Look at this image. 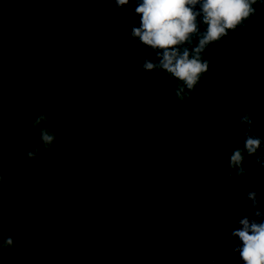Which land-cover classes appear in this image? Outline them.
Returning a JSON list of instances; mask_svg holds the SVG:
<instances>
[{
    "label": "trees",
    "instance_id": "16d2710c",
    "mask_svg": "<svg viewBox=\"0 0 264 264\" xmlns=\"http://www.w3.org/2000/svg\"><path fill=\"white\" fill-rule=\"evenodd\" d=\"M136 7L132 0L120 8L111 0H0V169L23 174L26 167L32 170L44 160L42 168L47 171V163L51 166L59 160L60 187L44 190L45 194L62 192L89 197L99 195L92 192L95 170L99 165L111 169V177L120 178L119 186L126 191L123 198L127 212L114 222L118 239L113 240L111 235L106 238L123 247L119 264H212L206 258L208 244L195 237L193 226H181L174 215L167 188L162 186L163 192L157 195L159 204L142 202V187L152 184L140 177L149 163L150 147L143 143L149 131L143 118L139 123L136 110L125 107L123 97L116 93L123 80L110 73L98 76L83 64L64 61L60 65L48 51H41V45L54 42L61 30L99 32L115 23L126 40L136 44L141 61L158 63L152 49L130 39L132 28L140 24ZM253 7L254 15L206 47L201 58L208 62V70L185 99L176 96L177 88L184 85L160 69L154 72L163 76L164 86L151 94L156 103L164 97L168 102L163 103L164 108L169 112L172 109L185 121L187 140L195 150L210 151L214 145L224 160L228 153L243 148L246 135L258 136L262 141L260 149L253 156L243 153V165L264 173V3ZM205 30L206 26L200 24V32ZM197 43L198 37L193 36L191 44L184 46L191 49ZM71 89L72 97L68 96ZM243 112L252 115L251 132H245L240 123ZM42 114L47 120L33 127ZM41 128H47L56 137L47 149L40 140ZM37 148V155L28 158L27 153ZM257 157L260 163H256ZM105 169L102 175H106ZM210 172L212 176L216 173ZM1 180L2 190L6 179ZM107 190L112 197L113 188ZM106 206L110 213L119 208V202L108 200L105 209ZM75 216H54L56 224L45 222L43 228H37L36 223H11L13 244L3 249V264H65L56 259L55 249L60 241L68 240L53 237L57 232L77 237L71 229L75 224L83 225L85 217L79 220ZM262 217L263 220L257 218L258 222H264ZM38 248L51 250L43 263L35 257L33 249Z\"/></svg>",
    "mask_w": 264,
    "mask_h": 264
},
{
    "label": "rangeland",
    "instance_id": "374dc122",
    "mask_svg": "<svg viewBox=\"0 0 264 264\" xmlns=\"http://www.w3.org/2000/svg\"><path fill=\"white\" fill-rule=\"evenodd\" d=\"M136 47L134 42L126 40L120 26L113 23V26H104L99 32L61 30L55 35L54 42L41 45V51H48L52 60L60 65L65 62L83 64L87 70L91 69L98 76L110 73L123 80L116 93L120 98L123 97L125 107H133L136 110L139 123L143 118L144 124L148 125L146 130L149 131L148 138L143 140L144 145L150 147L147 155L149 163L141 170L140 177L152 184L148 188L142 187L141 196L145 197L142 199L143 204L152 205L154 201L159 204L160 198L157 195L163 192L164 186L170 192L169 199L175 207L173 213L181 221V226H193L195 237L202 238L208 244L209 256L206 258L210 259L212 264H242L239 254L233 251L240 246L239 238H233L231 234L238 230L241 219L247 217L250 221H258L254 215L255 211H264V173L258 170L253 172L243 165L246 174L237 177L234 169L229 167L230 153L223 160L214 145H211L210 151L195 150L187 140L188 125L185 121L172 109L169 112L170 110L164 108V104H168L164 97H160L159 103L154 101L155 96L151 93L164 86L161 81L163 76L158 72L143 69L144 62L141 61ZM62 53L64 56L56 55ZM87 70L84 72L87 73ZM73 92L74 90H69L68 96L72 97ZM104 169L99 165L93 175L95 178L92 182V192L99 194L97 196L62 195V192L45 194L44 190L55 191V187L48 184L38 188L27 185L7 186L0 189V209L15 214H46L50 219L54 216L66 217L73 213L76 215L75 219L85 217L83 222L92 218L98 234H82L81 238L75 237L74 234L67 237L60 232L56 233L53 237L55 240L70 241H60L61 245L55 249L56 259L65 264H119L123 247L119 244L116 246L106 238L111 235L113 240L118 239L114 222L118 221L119 215L127 212L123 198L126 191L119 186L120 178L111 177V169H105L106 175H102L101 171ZM210 170L216 173L212 176ZM1 173L2 169L0 176ZM111 187L114 191L112 197L107 190ZM151 190L155 192L152 193ZM101 191L104 199L101 197ZM252 192L256 193V209L252 208V201L248 199V194ZM108 200L119 202V208L109 213L107 206L105 209ZM77 208L79 209L76 210ZM260 220H263V217ZM101 231H105V235L100 233ZM9 237L14 236H7L5 233L2 236L5 240ZM73 239L76 241H71ZM33 250L41 263L48 259V252H51L49 248H46V251L41 248ZM122 257L124 259V255Z\"/></svg>",
    "mask_w": 264,
    "mask_h": 264
},
{
    "label": "clouds",
    "instance_id": "9594fccd",
    "mask_svg": "<svg viewBox=\"0 0 264 264\" xmlns=\"http://www.w3.org/2000/svg\"><path fill=\"white\" fill-rule=\"evenodd\" d=\"M111 2L120 8L127 5L130 0ZM132 2L137 4L135 13L140 17V24L139 27L132 28L130 39L138 40L142 47L152 49L159 61L152 63L145 60L143 69L145 71L160 69L180 81L184 86L177 88L176 96L183 100L199 83L201 75L208 70V62L201 58L206 47L254 15L253 6L264 3V0H132ZM200 24L206 26L203 33L200 32ZM193 36L198 37V43L191 49L184 46L191 44ZM46 120V115H40L33 122V127L40 126ZM240 123L245 126V132H251L253 125L251 113L243 112ZM2 135L0 132V136ZM40 140L47 149L55 142L56 137L47 128H41ZM261 143L258 136L246 135L243 148H236L233 151L229 167L234 169L237 177L246 174L243 153L248 156L255 155ZM38 151L37 148L28 152V158H34ZM256 163H260V157H257ZM248 199L252 201V208L256 209V193H249ZM254 215L257 218L262 217L258 210ZM231 235L233 238H239L240 246L233 251L239 254L242 264H264V222L250 221L244 217L239 221L238 230L233 231ZM12 244V238L5 240L0 232V264H3V249Z\"/></svg>",
    "mask_w": 264,
    "mask_h": 264
},
{
    "label": "flooded vegetation",
    "instance_id": "af4514ba",
    "mask_svg": "<svg viewBox=\"0 0 264 264\" xmlns=\"http://www.w3.org/2000/svg\"><path fill=\"white\" fill-rule=\"evenodd\" d=\"M42 161V162H41ZM39 163H37L35 168L32 170H29L28 167H26V171L24 170L23 174H17V173H6V171H3L1 173L0 179L5 178L6 183L2 185V188L5 187H11V186H22V185H27V186H32L34 188H38L39 186H46L47 184L50 187H60V182H61V173H60V167L59 165V160L58 162L55 161L53 162L52 165L50 166L49 163H47V171H43V163L45 162L44 160H41ZM43 167V168H42ZM58 168L57 170H55ZM59 170V171H58ZM42 171V172H41ZM2 181V180H1ZM47 182V184H46ZM2 183V182H1ZM12 183V184H11ZM28 188V187H27ZM55 219V220H54ZM89 218V221L87 222V219L85 220L83 225H77L71 229V231L75 232V234L78 236H81L82 234L84 236H87V234L92 233V235L98 234V231H96L97 226L93 224V219ZM46 214H37L34 212L30 213H24V214H15V213H8L4 210H0V222L2 225V236L4 233L7 236L12 235L11 231V226L10 224L13 222H23V223H32V224H37V228H43L45 222H49L50 224L54 225L56 224V218H51ZM80 220V219H79ZM62 224V222H61ZM88 228V229H87ZM83 231L81 234L78 232ZM103 233L104 232H100ZM82 238V236H81Z\"/></svg>",
    "mask_w": 264,
    "mask_h": 264
}]
</instances>
